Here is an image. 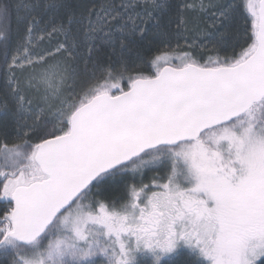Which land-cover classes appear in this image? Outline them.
I'll use <instances>...</instances> for the list:
<instances>
[{"label": "snow or ice", "instance_id": "snow-or-ice-1", "mask_svg": "<svg viewBox=\"0 0 264 264\" xmlns=\"http://www.w3.org/2000/svg\"><path fill=\"white\" fill-rule=\"evenodd\" d=\"M0 80V264H264V0H0Z\"/></svg>", "mask_w": 264, "mask_h": 264}, {"label": "trees", "instance_id": "trees-1", "mask_svg": "<svg viewBox=\"0 0 264 264\" xmlns=\"http://www.w3.org/2000/svg\"><path fill=\"white\" fill-rule=\"evenodd\" d=\"M12 27L15 30L16 25H15L14 22H13ZM2 87H3V81L0 80V88H2ZM10 121H11L10 117H6L3 113H0V126H2L5 122H9L10 123Z\"/></svg>", "mask_w": 264, "mask_h": 264}]
</instances>
